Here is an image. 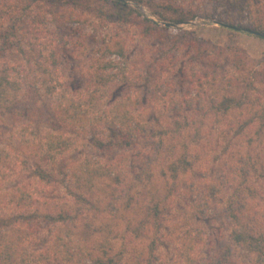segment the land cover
<instances>
[{
  "label": "trees",
  "instance_id": "trees-1",
  "mask_svg": "<svg viewBox=\"0 0 264 264\" xmlns=\"http://www.w3.org/2000/svg\"><path fill=\"white\" fill-rule=\"evenodd\" d=\"M132 1L144 3L143 0ZM108 2L113 7V12L106 17L99 5ZM215 3L225 6L228 11L251 4L253 17H249L248 25L244 28L264 32V0H216ZM147 6L156 19L170 24L184 23L199 15L202 18L215 19L224 27L241 26V19L239 20L233 11L232 14H227L221 19L216 17L212 10L207 12L202 7L201 0H197L194 6L186 8L156 5L152 2H147ZM92 17L99 20L104 28L108 27L110 21L118 22L123 26L127 22L131 25L138 24L144 29L146 37L160 36L164 39L170 33V29L160 28L147 18L139 17L125 3L115 0H0V122L4 117L11 118L9 125L0 126V222L5 219L6 212H9L8 217L15 221L12 224L14 227L10 225L11 234L19 232L17 239L7 240V235L1 234L4 237L1 239L2 245L0 244V264H122V251L114 253L113 249L109 248V239H103L105 244L96 241L95 248L92 249L72 247L71 243L76 242L75 236L76 234L79 236L84 225L79 230L81 215L73 216L68 209L59 207L61 199L58 198L54 179V174L68 178L71 174L73 178L82 174L75 171L85 173V176L78 177L79 182L94 184V178L99 177L96 167H87L85 160L72 157L71 168L76 170L61 165L62 171H59L61 166L57 165L58 160L74 152L78 145V132L85 135L93 130L92 145L107 153H115L116 159L113 162H105L104 166L100 162L103 170L108 171V174L124 163L131 165L130 160L140 165L139 173L143 172V168H149L151 172L149 165L156 161L158 150L153 154L156 147H153L150 140L153 133L141 119L143 118L140 117L141 113H133L130 97L108 98L104 106L103 104L99 106L108 92L110 83L117 81L131 83L127 79L130 76V68L125 73L120 72L121 66L123 70L128 67L126 65L130 55H127L123 40L117 39L119 37L116 35L100 40L101 43L98 42L99 40L94 41V37L88 36L87 41L95 47L92 50L88 49V44L81 43L84 38L81 26ZM188 35H190L188 32L184 33V36ZM188 40H192L194 47L198 43L195 38L183 39L184 42ZM114 56L118 58V62L111 59ZM233 58L239 65L235 66L236 72H244V78L236 80L235 85H241L245 92L236 102L234 100V108L242 111L250 106L251 109L247 114H256L252 108L254 102H258L257 105L260 106L261 100L264 99V65L249 71L238 51H233ZM75 61H79L80 64L75 66ZM137 63H139L138 59L131 60L133 67ZM68 65H71L73 74L74 69L77 70L76 67L92 71L79 73L80 76L86 75L84 87L74 88L72 83L70 85V81L65 76ZM105 72H113V74L109 76L105 75ZM208 80V75L204 73L188 81V97L191 93L196 95L188 100L183 99L175 106L191 107L193 103L202 104L198 98L204 91L203 87L210 85ZM247 92L251 94L252 100ZM28 96L37 97V103L46 111V119H44L47 127L39 133L35 132L37 123L21 122L27 111L19 107L23 105V97L26 99ZM259 114V119L264 120V107L260 109ZM258 122L257 129L264 124ZM251 123L252 121L244 125L245 128H249ZM240 128H243V125ZM163 143V139H160L156 146H163ZM29 157L36 160L35 171L23 175L22 167L25 168V159L29 160L27 159ZM187 164L185 156L181 154L165 166V173L169 176L167 178L164 173L167 178L164 183L165 192L173 189L181 175L191 173ZM89 168L92 170H88ZM208 184L206 188L199 183H185L181 188L190 211L199 217L206 216L208 207L212 204L211 199L215 196L216 184ZM240 187L236 190H240ZM148 194L147 191L146 196L142 198L148 199ZM69 195L75 198L71 193ZM240 196L241 193L238 195L239 199L231 200L232 203L229 202L225 206L227 213L232 214L235 227L232 232L234 243L252 253L257 258L258 264H264V234L255 227L254 215L250 212L246 214L248 213V210L244 209L246 199L245 196ZM108 204L115 211L113 219H116L119 209H122L123 216L120 220L124 224L125 234H133L135 239L138 238L139 231V238L143 237L144 240L148 239L153 217L158 216L164 209V204L143 205L142 201L140 206L145 214L139 219V215L131 208V200L128 198L119 209L114 208L112 201ZM43 206L49 211L43 213L41 211ZM40 216L42 221L49 219L56 226L57 236L50 243L51 247L44 251H37L33 247L37 237L42 240L39 233L44 229L39 227ZM99 231V236L110 235L103 227ZM191 233L196 232L192 229ZM87 235L89 237V234ZM189 248V244L181 245L176 261L186 259L191 251ZM132 253V264H155L154 259L157 255L152 241L142 249H132ZM158 259L159 262L156 264H165V261Z\"/></svg>",
  "mask_w": 264,
  "mask_h": 264
},
{
  "label": "rangeland",
  "instance_id": "rangeland-1",
  "mask_svg": "<svg viewBox=\"0 0 264 264\" xmlns=\"http://www.w3.org/2000/svg\"><path fill=\"white\" fill-rule=\"evenodd\" d=\"M143 1V4H139L128 0L125 4L139 17L147 18L160 28L165 27L163 23L166 22L156 19L150 13L147 2L184 8L197 3V0ZM215 1L201 0V5L207 12L212 10L213 14L215 13L216 17L221 19H224L227 14H232L233 11L239 20L241 19V26L237 28L246 29L244 27L248 25L249 17H253L251 4H245L238 8L239 10L228 11L225 6L216 5ZM99 6L106 17L112 14L113 7L109 2ZM90 21L84 22L81 26L84 36L81 43L88 44L89 50L95 47L87 41L88 36L94 37V41L99 40L98 42L101 43L100 40L116 35L119 37L117 39L123 40L127 55H130L126 70H123L121 63L119 66L122 68L121 73L129 71L130 68V76L127 79L131 83L122 81L110 83L108 92L99 106L102 104L104 106L108 98L130 97L133 113L140 112V117H143L141 119L153 133L150 139L153 147H156L153 154L158 151L156 161L149 165L151 172L149 168H143L144 173L142 171L139 173L140 165L130 160L131 165L133 163L132 166L124 163L108 174V171L103 170L102 165L104 166L105 162H113L116 159L115 153H107L92 145L93 130L85 135L78 132V145L74 152L59 159L57 165H63L65 168L70 166L72 170L71 157L83 159L87 167H96L99 177H95L94 184H90L79 182L78 177L85 176L84 171H75L82 174L74 178L71 176L73 174L69 178L54 174L58 198L61 199L59 207L68 209L73 216L81 215L79 230L84 225L79 232L80 237L76 234V242L71 243L72 247L92 249L95 248L96 241L105 244L103 239H109V248H112L114 253L122 251V264H132V249H142L144 245L152 241L157 255L154 259L155 264L159 262L158 258L165 261V264H258L257 258L252 253L234 243L232 232L235 227L232 214L227 213L225 206L231 200L239 199L238 195L241 193V196H245L246 199L244 208L248 210L246 214L254 215L255 227L264 234V124L257 129L258 121L264 122L259 119L260 109L264 107V99L261 100L260 106L257 105L258 102H254L252 108L256 114H247V111L251 109L250 106L242 111L234 108V100L236 102L245 92L241 85H235L236 80L244 78V72H236L235 66L239 65L233 58V51H238L249 71L263 66L264 39L242 31H234V33L233 29L222 26L219 21L202 18L199 15L193 20L176 24V27H166L170 29V33L164 39L160 36L146 37L140 25H131L130 22L123 26L118 22L110 21L108 27L104 28V25L96 18L92 17ZM186 32L190 35L184 36ZM187 38L197 39V45L194 47L192 40L184 42L183 39ZM111 59L118 62L115 56ZM133 59L139 60L134 67L131 64ZM79 64V61H75V66ZM76 69L73 74L71 65L66 66L65 76L74 88H82L85 86L83 83L86 75L80 76L79 73L92 71L78 67ZM204 73L208 75L210 85L203 87L204 91L198 98L202 104L193 103L191 107L175 106L183 99L188 100L196 95L191 93L188 97V81ZM112 74L113 72H105V75ZM153 83L159 86L154 87ZM247 95L252 100L249 92ZM23 100V105H20L19 109L27 112L21 122L37 123L35 124L36 133L45 130L46 111L37 103V97L28 96L26 99L23 97ZM228 102L230 103L227 104ZM251 121L252 125L245 128ZM10 122L9 116L4 117L0 126L6 127ZM241 125L243 128H240ZM160 139H163V146H156ZM181 154L185 156L191 173L181 175L173 189L165 192L164 183L169 177L165 173V166ZM27 159L29 160L25 159V168L22 167L23 175H29V172L35 171L36 160L32 157ZM66 161L69 163L66 164ZM59 171H62V166ZM239 171L242 172L239 173ZM185 183H199L206 188L208 183L216 184L215 196L211 199L212 204L208 207L205 217L193 214L187 206L181 191ZM237 187L241 189L237 191ZM147 191L148 199L142 198L146 196ZM151 195L152 198H150ZM127 198L131 200V208L135 214L139 215V219L145 214L140 202L143 201V205L148 203L154 206L158 203L164 204L160 214L153 217L148 239L144 240L143 237L140 239L139 231L138 238L135 237V239L133 234H125L124 224L120 220L123 216L122 209L119 207H122L121 204L124 205ZM109 201H112L114 208L119 209L116 219L112 217L115 211L112 206H109ZM41 211L44 213L49 210L43 206ZM8 215L9 212H6L5 219L0 222L1 245V239L4 237L1 236L2 233L7 235V240L19 237V232L11 234L10 225L14 227L12 224L15 221ZM41 219L40 216L39 227L44 229L39 233L42 240L37 237L38 241L36 240L33 244L37 251L49 249L50 243L57 236L53 222L49 219H47L49 222ZM102 227L107 229L110 235L99 236V230ZM192 229L196 233L192 234ZM82 234H89V237ZM183 244H189L191 251L186 259L176 261L179 247Z\"/></svg>",
  "mask_w": 264,
  "mask_h": 264
},
{
  "label": "water",
  "instance_id": "water-1",
  "mask_svg": "<svg viewBox=\"0 0 264 264\" xmlns=\"http://www.w3.org/2000/svg\"><path fill=\"white\" fill-rule=\"evenodd\" d=\"M115 1H119V2H122V3H128V0H115ZM163 26H165V27H176V24L163 23ZM226 28H231L234 31H242V32L251 34L253 36H256V37L264 39V32L253 31V30H250V29H239L237 27H228V26H226Z\"/></svg>",
  "mask_w": 264,
  "mask_h": 264
}]
</instances>
